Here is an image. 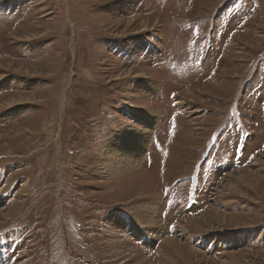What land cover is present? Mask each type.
<instances>
[{
  "label": "rangeland",
  "instance_id": "rangeland-1",
  "mask_svg": "<svg viewBox=\"0 0 264 264\" xmlns=\"http://www.w3.org/2000/svg\"><path fill=\"white\" fill-rule=\"evenodd\" d=\"M0 264H264V0H0Z\"/></svg>",
  "mask_w": 264,
  "mask_h": 264
},
{
  "label": "bare ground",
  "instance_id": "bare-ground-1",
  "mask_svg": "<svg viewBox=\"0 0 264 264\" xmlns=\"http://www.w3.org/2000/svg\"><path fill=\"white\" fill-rule=\"evenodd\" d=\"M143 117V116H142ZM150 117V116H149ZM142 122L145 124L144 126H141L140 129H137L134 133H133V136H135L134 139H132V135L131 136H126V137H123L122 140L120 141H117L115 146H116V149L118 152H113L115 154H117L118 156L120 155V157L122 158H125V162L127 163L128 166H137L136 162L138 160H140V153H142V150L143 148L145 147V142H146V139H147V134L148 132H150V127H151V122H149V120L147 119V117H143L142 118ZM131 137V138H130ZM136 137L140 138L137 142H136V147L134 149H131L130 146H132L129 141L132 139V144L134 145V142L136 140ZM61 138V137H60ZM58 142V141H57ZM139 142V145L137 144ZM147 143V142H146ZM141 145H143L141 147ZM128 156H131L130 158ZM116 157V156H115ZM129 158V159H128ZM113 159V157H112ZM118 161V160H117ZM116 162V160H115ZM123 162V161H122ZM127 167V166H126ZM129 168V167H128ZM122 170V169H121ZM143 171V170H142ZM137 172V171H136ZM135 173V172H134ZM154 210V209H153ZM152 220V219H150ZM195 220V219H193ZM150 235V234H149ZM152 235V234H151ZM172 243V242H171ZM172 245V244H171Z\"/></svg>",
  "mask_w": 264,
  "mask_h": 264
},
{
  "label": "flooded vegetation",
  "instance_id": "flooded-vegetation-1",
  "mask_svg": "<svg viewBox=\"0 0 264 264\" xmlns=\"http://www.w3.org/2000/svg\"><path fill=\"white\" fill-rule=\"evenodd\" d=\"M235 158V157H234ZM234 158H233V163L235 164V165H239V164H241V161H243L244 159H242V158H239L238 160H234ZM247 160H248V162H250V160H249V157L247 158ZM246 160V161H247ZM248 162H244V163H248Z\"/></svg>",
  "mask_w": 264,
  "mask_h": 264
}]
</instances>
